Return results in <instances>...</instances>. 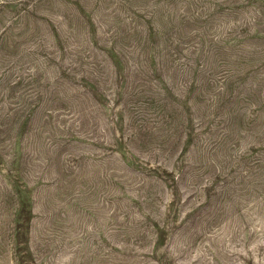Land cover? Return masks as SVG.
Wrapping results in <instances>:
<instances>
[{
	"label": "rangeland",
	"instance_id": "374dc122",
	"mask_svg": "<svg viewBox=\"0 0 264 264\" xmlns=\"http://www.w3.org/2000/svg\"><path fill=\"white\" fill-rule=\"evenodd\" d=\"M0 264H264V0H0Z\"/></svg>",
	"mask_w": 264,
	"mask_h": 264
}]
</instances>
